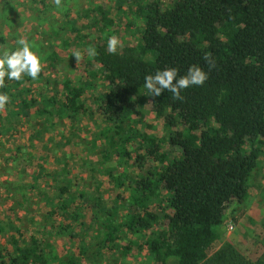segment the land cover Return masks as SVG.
<instances>
[{"label": "trees", "instance_id": "trees-1", "mask_svg": "<svg viewBox=\"0 0 264 264\" xmlns=\"http://www.w3.org/2000/svg\"><path fill=\"white\" fill-rule=\"evenodd\" d=\"M115 1L129 3L133 18L142 27L136 49L109 53L107 40L90 39L89 33L83 34V39L77 28L73 38L63 39L61 44L71 50L74 60L73 54L80 52V65L89 70L86 74L106 84L98 97V110L103 116L122 121L136 105L133 97L144 89V77L159 69L177 68L182 76L190 66L199 65L209 72L203 86L182 92L183 101L173 100L168 92L152 99L156 115L166 119L169 141L179 155L170 159L162 153L160 157L159 144L152 142L144 148L145 153L137 155L141 168L151 156L163 159L165 164L136 179L127 229L139 236L149 234L143 246L154 264H169L170 258H176L178 264H256L231 245L217 246L223 239L221 224L226 209L233 202H247L249 180L264 154V0ZM93 6L92 25L99 27L102 23L107 28L114 24L108 7ZM74 41L80 42L74 44L75 52L71 49ZM89 47H95L96 56L88 55ZM205 53L215 63L210 71L203 60ZM58 57L52 51L49 67ZM63 78V89L58 93L42 67L36 80L27 75L19 81L5 77L0 93L9 100L0 108V132L24 122L34 124L45 115L48 125L51 119L76 117L88 110L84 84L80 79ZM42 85L46 92L42 89L39 96H34ZM50 89L55 91L51 95L47 94ZM36 103L38 109L32 114ZM45 128L43 125L31 136L36 138ZM117 152L131 158L128 149ZM68 173L65 164L52 174L60 201L48 198V204L63 219H81L80 213L91 201L86 202L82 191L73 193L77 179ZM119 179L118 184H123L124 177ZM81 197L85 198L83 203L73 208V202ZM95 206L91 205L93 219L99 217ZM69 228L70 222L60 230ZM109 228L108 240L113 241L117 228ZM13 240L14 251L0 245V264H52L50 249L36 235H29L24 246L18 245L15 237Z\"/></svg>", "mask_w": 264, "mask_h": 264}, {"label": "rangeland", "instance_id": "rangeland-1", "mask_svg": "<svg viewBox=\"0 0 264 264\" xmlns=\"http://www.w3.org/2000/svg\"><path fill=\"white\" fill-rule=\"evenodd\" d=\"M95 4L108 7L115 20L113 25L107 28L102 23L99 27L92 25L94 13L90 9ZM131 7L115 0H61L60 7H56L54 0H0V50L14 51L17 41L23 38L41 58L42 73L51 79L50 85L57 86L53 89L62 92L60 80L64 76L80 79L88 106V110L76 117L51 119L46 125L45 115L35 119L34 124L24 122L18 128L0 132V245L6 249L14 251V237L18 245L24 246L29 235H36L50 249L52 264H154L143 246L149 234L135 235L125 223L127 214L134 208L136 179L145 171L165 164L163 159L151 156L141 168L137 155L145 153L144 148L151 142L159 144L160 157L162 153L170 159L179 155L169 141L166 119L156 115L153 98L146 95L145 89L133 97L136 107L122 121L103 116L98 110V97L104 93L106 84L99 77L90 78L81 61L72 59L71 50L61 46L63 39L73 38L76 32L73 30L77 28L82 36L89 33L90 39L98 41L118 37L119 53L136 49L143 32L133 18ZM76 43L80 44L74 41L73 52ZM52 51L59 57L49 67ZM46 57L48 61L44 60ZM42 89L46 92L42 85L34 96H39ZM53 89L47 94H53ZM38 104L32 108V114ZM43 125L46 126L43 134L31 136ZM124 148L131 152V158L117 152ZM65 164L68 176L77 179L73 193L82 191L86 202L96 204L97 219H93L91 205L80 213L81 219L71 216L63 219L48 204V198L60 201L53 175ZM119 176L124 177L121 185ZM85 198L75 200L72 207L83 203ZM223 219V239L217 248L231 245L246 259L264 264V154L249 180L247 202H233ZM69 222L71 228L60 230L61 225ZM109 226L117 228L113 241L108 240ZM127 246H130L128 251ZM169 264L178 261L170 258Z\"/></svg>", "mask_w": 264, "mask_h": 264}, {"label": "clouds", "instance_id": "clouds-1", "mask_svg": "<svg viewBox=\"0 0 264 264\" xmlns=\"http://www.w3.org/2000/svg\"><path fill=\"white\" fill-rule=\"evenodd\" d=\"M56 7H60L61 0H54ZM119 39L111 36L107 40V51L115 54L118 51ZM18 47L14 51L0 50V83L7 77L8 80L19 81L24 75L36 80L41 74V58L31 49V46L23 38L17 41ZM87 53L90 57L97 55L95 47H89ZM79 61L81 53L73 54ZM203 60L209 71L215 67L213 59L205 53ZM209 72L199 65H192L184 75H179L177 68L168 67L155 71L144 77L143 87L146 95L152 98L160 97L168 92L173 100L183 101L182 92L194 86H203L207 81ZM9 100L6 94L0 93V108Z\"/></svg>", "mask_w": 264, "mask_h": 264}, {"label": "built area", "instance_id": "built-area-1", "mask_svg": "<svg viewBox=\"0 0 264 264\" xmlns=\"http://www.w3.org/2000/svg\"><path fill=\"white\" fill-rule=\"evenodd\" d=\"M230 229H233V226H231Z\"/></svg>", "mask_w": 264, "mask_h": 264}]
</instances>
